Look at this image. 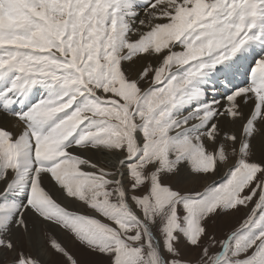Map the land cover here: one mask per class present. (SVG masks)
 <instances>
[{
  "label": "snow or ice",
  "instance_id": "snow-or-ice-1",
  "mask_svg": "<svg viewBox=\"0 0 264 264\" xmlns=\"http://www.w3.org/2000/svg\"><path fill=\"white\" fill-rule=\"evenodd\" d=\"M0 264H264V0H0Z\"/></svg>",
  "mask_w": 264,
  "mask_h": 264
}]
</instances>
